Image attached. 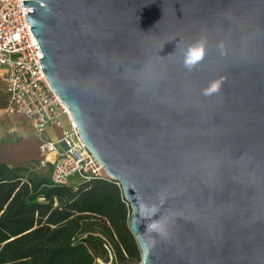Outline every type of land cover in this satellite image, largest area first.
I'll return each mask as SVG.
<instances>
[{
    "label": "water",
    "instance_id": "obj_1",
    "mask_svg": "<svg viewBox=\"0 0 264 264\" xmlns=\"http://www.w3.org/2000/svg\"><path fill=\"white\" fill-rule=\"evenodd\" d=\"M25 5L51 86L131 207L142 264H264V0Z\"/></svg>",
    "mask_w": 264,
    "mask_h": 264
},
{
    "label": "trees",
    "instance_id": "obj_2",
    "mask_svg": "<svg viewBox=\"0 0 264 264\" xmlns=\"http://www.w3.org/2000/svg\"><path fill=\"white\" fill-rule=\"evenodd\" d=\"M32 164L37 160L20 167L0 162V264L140 260L132 210L116 181L57 185Z\"/></svg>",
    "mask_w": 264,
    "mask_h": 264
},
{
    "label": "built area",
    "instance_id": "obj_3",
    "mask_svg": "<svg viewBox=\"0 0 264 264\" xmlns=\"http://www.w3.org/2000/svg\"><path fill=\"white\" fill-rule=\"evenodd\" d=\"M33 11L25 0H0V71L6 113L25 116L39 135L50 126L59 128L57 139L43 138L40 147L41 164L52 165L55 184L76 187L93 179L112 180L83 142L70 111L43 70V52L29 16ZM110 255L113 259L111 251Z\"/></svg>",
    "mask_w": 264,
    "mask_h": 264
},
{
    "label": "crops",
    "instance_id": "obj_4",
    "mask_svg": "<svg viewBox=\"0 0 264 264\" xmlns=\"http://www.w3.org/2000/svg\"><path fill=\"white\" fill-rule=\"evenodd\" d=\"M59 135L57 126H50L44 135H39L25 116L6 113V94L0 71V162L20 167L42 160L43 138L55 140Z\"/></svg>",
    "mask_w": 264,
    "mask_h": 264
},
{
    "label": "clouds",
    "instance_id": "obj_5",
    "mask_svg": "<svg viewBox=\"0 0 264 264\" xmlns=\"http://www.w3.org/2000/svg\"><path fill=\"white\" fill-rule=\"evenodd\" d=\"M206 55V39L200 38L196 42L188 45L184 51L183 66L191 72L199 65ZM224 83V79H216L209 83V85L203 90V95L212 96L220 92Z\"/></svg>",
    "mask_w": 264,
    "mask_h": 264
},
{
    "label": "rangeland",
    "instance_id": "obj_6",
    "mask_svg": "<svg viewBox=\"0 0 264 264\" xmlns=\"http://www.w3.org/2000/svg\"><path fill=\"white\" fill-rule=\"evenodd\" d=\"M32 166H35L36 167L35 169L39 173L47 174L49 177H51V170H52V165L51 164L43 166L41 164V159H39V160H37V164L36 165L32 164ZM97 264H120V263L112 262V260H99V261H97ZM128 264H142V259L140 258L139 261H131Z\"/></svg>",
    "mask_w": 264,
    "mask_h": 264
}]
</instances>
